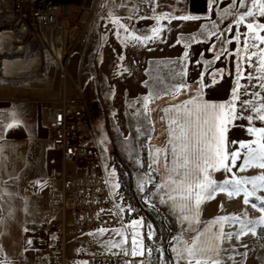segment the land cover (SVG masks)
<instances>
[{
    "label": "rangeland",
    "instance_id": "374dc122",
    "mask_svg": "<svg viewBox=\"0 0 264 264\" xmlns=\"http://www.w3.org/2000/svg\"><path fill=\"white\" fill-rule=\"evenodd\" d=\"M103 2L104 0H100L99 5L101 3L102 6ZM221 2L226 7L230 6L231 8H236L237 11L241 8L242 13L249 10V6L251 4V0H243L245 7L242 8L239 6L240 0H221ZM87 3L88 7H90V0L87 1ZM213 3L214 1L211 0L212 6ZM212 11L213 10L211 9V12ZM91 16L92 15L88 14L83 18V20L87 21ZM248 19L249 18H246L244 22H248ZM216 28L217 27H215V29ZM209 31L212 32L213 28ZM66 37L69 38L70 36ZM63 51V55L65 56L63 57V65L66 67L69 62L67 61V58L68 60L70 59L69 56L71 55L72 49L71 47L65 45ZM73 57L74 56L72 55V58ZM96 58L94 61H96ZM83 64L85 68V61ZM202 67V72H189V67L184 62L155 65L153 66V73L149 74V82L146 84L148 92L146 93V96L131 97L126 91L123 93V96L118 99L117 88L112 85L110 86V82L103 80L101 74L98 72L97 64H93L92 60H90L87 66V69L89 68V72L86 75H84L83 72V80L91 78L94 82L95 97L92 102H96L100 107V110L97 111L95 115L94 121V131L99 147L100 159L103 164L104 171L109 178L114 195L117 188L112 187V185L118 182V177L116 172L115 175L112 174V165H114L115 161L118 160L119 162L116 163H121L124 170L127 171L128 176L133 181L134 186L132 191L135 198L142 205L140 207L144 208V210L148 212V219L155 232L154 243L157 246H161L163 244V241L167 237L164 229H167L168 232L171 233L173 243L170 246V255L173 260V264L175 261H179V264H185L183 260H180L176 251L173 249L182 247L183 241H188L189 244H191L192 240L196 236L200 235V233H203V235L200 236L202 244L211 241L214 249L219 250L218 255L215 250L208 253V255L213 258H219L221 260V264H264V235H261L262 229L257 228L255 235L249 233L240 239H237L235 235H233V238L230 241L224 240L223 242H218L215 239V236L218 234L219 225H213L212 221L218 217L237 215L243 218V213L245 211L250 219H258L260 215H264V213H260L257 209H253L250 204L245 205L243 203V195L240 197L229 198L226 193H218L215 198L203 202L199 206L198 211L196 209L189 211L187 215L190 217V220L182 222L178 209L175 214L171 211V201L167 204H161L158 198L153 197L150 204L155 205V211L151 206L145 205L144 197L148 195L150 191L153 193L156 192L155 187L148 185L143 193L139 190L142 176L145 180L148 179V175L154 176L159 183L162 184L164 183L163 178L168 175L163 153L159 156V162H154V157L156 156L155 149L159 148L164 150L169 147L168 141L170 139V132L168 131L167 135L165 123L168 125L169 129L170 119L175 116L177 106L185 104L190 99L197 98L201 102L216 104L209 94L213 91L215 83L218 82L219 74L215 77L210 74L214 69L212 64L206 65L204 63L202 64ZM84 68L83 71H85ZM182 71H185L187 74L179 75ZM67 81L62 82L59 77H56V75L53 74L50 84L34 85L31 89H11V91L15 92L24 91L22 94L24 98H27L26 100L29 101L31 114H38L39 111L41 127L45 130L49 140V116L51 112L58 107L61 100L67 99ZM207 81L209 84L208 91L205 84ZM210 81L211 83H209ZM236 83L235 79L232 92L236 88ZM181 84H184L187 87L177 91V88H179V85ZM76 90L77 84L75 91ZM239 92H241V89ZM146 98L148 100L147 109L144 108L143 104V101ZM152 99L153 101H157V104L154 106L151 102H149ZM231 100L232 93L228 100L217 104L227 105ZM165 104L168 105L165 106ZM237 108L239 110L238 101ZM166 109H172L173 111L166 113ZM138 113L140 114L138 115ZM247 114L249 113H245V115ZM253 116L255 117L254 113ZM152 118L153 121H151ZM249 126L264 127V122L254 118L252 124L249 125V122L246 120H235L233 124L229 126V131L227 133L228 141H254L256 137L246 130ZM154 141H159L160 143L156 142L158 144L156 145ZM41 144L42 143L39 144L40 148H42ZM237 147L238 145L230 143L229 151H231L232 148ZM150 149L152 152L149 151ZM241 152V159L236 162V167L233 168V172L237 173L239 176L246 177H253L264 173V170L256 167H250L244 172H239V167L242 165L243 160L246 159V157L243 156V150H241ZM146 154L149 155L148 163L152 155L154 170L152 168L148 171L143 169L145 159H147ZM141 165H143V167H141ZM211 175L217 182H222L226 178L230 177V174L223 170L212 172ZM40 186L41 185H39V188ZM165 192H168L173 196H177V204L182 203L177 193L172 192L170 188L161 191L160 195H164ZM28 195L30 210L28 221L24 227L26 242L29 245V248L34 251L35 258L39 260V263L37 262V264H52L49 260V255H47L39 246L42 236L45 233V229L49 226L47 223L49 216L47 213L46 199L42 196H35L33 192ZM256 195L264 198V192H257ZM165 199L167 200L168 197L165 196ZM250 200L256 199L255 197H252ZM159 212L164 214L162 223H160L157 215ZM1 217L2 212L0 211V218ZM132 231L139 232V226L128 230L126 234L130 236ZM224 231H232L235 233L238 231V228H229L227 223H225ZM106 235L111 236L104 241L105 243L109 240L118 241L120 239V237L116 236L112 232H107L103 236ZM100 237L101 236H97L95 234L87 237L74 236L71 234L68 235V254L71 257H77L85 254L97 255L101 253L111 254V252L120 253V249H105L103 244L99 243ZM137 239L142 240V237L138 236ZM29 241H31V243H29ZM245 245L247 247H245ZM245 253H247V255H245ZM117 255L124 256L123 254ZM229 257H234V259H229ZM150 260H158L162 264H168L165 249H154ZM19 264L23 263L20 262Z\"/></svg>",
    "mask_w": 264,
    "mask_h": 264
},
{
    "label": "crops",
    "instance_id": "0c3cea01",
    "mask_svg": "<svg viewBox=\"0 0 264 264\" xmlns=\"http://www.w3.org/2000/svg\"><path fill=\"white\" fill-rule=\"evenodd\" d=\"M156 1L159 15L168 14V18L163 19L161 23L137 19L130 0H104L101 6L103 9L102 16L98 19L93 30L89 46L83 49L82 46L77 45L76 41L71 47L70 59L67 58L69 61L67 64L69 79L66 83L67 99L83 96L88 101H94V82L91 78L83 80V72L84 75L89 72L87 66L90 60L93 64H97L98 72L103 80L110 82V86L117 88L118 99L126 91L131 97L146 96L148 93L146 84L149 82V74L153 73V66L180 62L188 65L189 72H202V64L204 63L206 65L212 64L214 66L213 72L224 69L223 75L218 76V82L215 83L213 91L209 94L216 104L225 102L231 96L237 61L241 63L243 68L241 92L238 94L240 98H251L244 96V87H248L249 93L259 90L264 95V89L258 87L260 84L258 79L252 81L246 79L251 69L247 66V60L243 58L244 54L236 55V51L244 47L243 41L246 37L242 35L239 44L227 43L232 35L247 32L246 25L248 22L264 23V17L259 15L254 18L250 17L248 22L237 27L235 19L238 18V14H242L241 8L237 11L236 8L226 7L221 0L213 3L212 6L211 0H208L207 16H197L198 19L196 20L183 21L171 19V17L193 16L190 14V0ZM249 8L251 9V4ZM226 12L230 14L226 15ZM115 19H119L130 31L134 30L137 35L149 33L152 27H161L164 29L162 32L164 40H158L147 45H126L122 38L114 35L117 25L110 23V20ZM169 19H171L170 23ZM214 25H216V29ZM211 28L217 33L216 36L208 35ZM227 28H232V33H228ZM120 31L122 32V30ZM220 33H224V35H220ZM75 34L78 36V32ZM260 34L264 35V32H260ZM190 37H196L202 42L195 43L190 40ZM178 40L183 42L176 43ZM251 42L249 38V43ZM187 43H191L190 48L184 46ZM257 44L264 48V44H259L258 41ZM222 49L226 51H222ZM185 51L189 53L187 61L183 57ZM217 55L220 57L219 60L216 59ZM95 58L96 61H94ZM253 63L258 64L257 58H253ZM254 75L258 76L259 73H254ZM76 84L77 90L75 91ZM205 84L208 91V81ZM249 85H256L257 87H250ZM22 92L24 91L15 92L0 89V211L2 212L0 218V254L2 259L4 258L5 264L39 263V260L35 258L34 251L29 248L24 233L30 210L28 194L41 185L40 188L43 189L39 195L35 196H42L47 199L46 187L44 186L51 181L53 173L63 169L61 153L55 150L45 130L42 129L39 111L38 114H31L29 101L24 98ZM149 102L153 106L157 104V101H153V99ZM13 111L18 114L20 124L16 127L7 128L6 125L13 120ZM165 128L168 135L169 129L166 123ZM156 142L160 143L154 141L156 145H158ZM40 143H42V148H40ZM149 151L152 152L151 149ZM149 164L152 165L153 169L152 155ZM37 181L41 183H37ZM110 236H101L99 240L107 239Z\"/></svg>",
    "mask_w": 264,
    "mask_h": 264
},
{
    "label": "snow or ice",
    "instance_id": "6c2138e0",
    "mask_svg": "<svg viewBox=\"0 0 264 264\" xmlns=\"http://www.w3.org/2000/svg\"><path fill=\"white\" fill-rule=\"evenodd\" d=\"M218 0H214L217 3ZM240 7H245L243 0H240ZM226 15L230 13H225ZM257 15L264 17V0H251V9L243 12L235 19V25L237 27L243 25L246 18H254ZM168 18V14L165 13L161 17L155 18L157 23L161 19ZM171 19H178L183 21L196 20L197 16L180 15L171 17ZM169 19V23L171 22ZM110 23L117 25V29L114 31V35L118 38H122L127 44H145L154 43L156 41L164 40L162 32L164 29L161 27H152L149 33L137 35L135 31H130L129 28L121 23L119 19L110 20ZM216 27V25H214ZM247 32L237 33L231 36L227 40L228 44L235 42L239 44L241 42L242 35L246 37L243 41L244 47L236 51V55L240 56L244 54V59L248 62V67L251 71L248 72L246 79L252 81L258 79L260 84L258 87L264 89V48L258 46L264 44V35L260 32H264V23H255L254 21L248 22L246 25ZM122 30V32L120 31ZM228 33H232V28H227ZM209 36H216L215 31L209 32ZM224 35V33H220ZM249 38L251 43H249ZM190 40L195 43H201L202 41L196 39V37H190ZM183 41H177L176 43H182ZM186 48L191 47V43L184 45ZM222 51H226L222 49ZM189 53L185 51L183 57L185 61ZM257 58L258 64L253 63V58ZM219 60V55L216 56ZM198 62V61H197ZM211 63V61H209ZM235 79L236 88L232 92V100L227 104H214L208 102H201L197 99H190L185 104L179 105L176 108L175 116L170 119L169 132L170 139L168 141L169 147L167 149H155L156 156L154 162H159V156L163 153L165 160V167L168 175L163 178L164 183H159L156 177L148 175V179L141 177V183L139 185L140 192H144L146 186L152 185L155 187L156 192H149L144 197V203L146 206H151L155 211V205L150 204L153 197L159 199L161 204H167L171 201V211L175 214L178 212L181 215L182 222L189 221L190 217L187 215L192 209L198 211L199 206L206 201H209L218 193H226L229 198L240 197L243 195V203L245 205H251L253 209H257L260 213H264V198L257 196V192H264V173L253 176H239L233 172V168L236 167V162L241 159L243 150V156L246 159L243 160L242 165L239 167V172H244L250 167H256L264 170V127H247V132L256 137L254 141L243 142L233 140L228 141L227 133L229 126L237 119L246 120L249 125L252 124L254 118L264 122V95L261 91H252L249 93L248 87L243 88L244 96H250L251 98L241 99L238 92L241 89V78L243 75V68L239 61L235 64ZM259 73L258 76L254 73ZM224 69H218L216 72L210 73L213 77L217 74L223 75ZM185 71L179 73V75H186ZM211 83V81L209 82ZM250 87H257L256 85H249ZM187 87L184 84L179 85L177 91ZM158 95V94H157ZM237 101L239 102V110L237 108ZM144 108H148L147 98L143 101ZM172 109H166L165 112H171ZM245 113H249L245 115ZM255 114V117L253 116ZM140 113H138L139 115ZM13 120L6 125L7 128L19 126V116L13 111ZM147 118V117H146ZM238 145L237 148H232L229 151V144ZM255 145V146H253ZM143 167V165H141ZM148 168L151 169L152 165L149 164ZM154 170V169H153ZM225 171L230 174L229 178H226L222 182H217L212 178V172ZM116 170H112V174L115 175ZM37 183H41L37 181ZM251 186V187H249ZM114 188H120V184L117 182L112 185ZM171 189L172 192L177 193L182 203L177 204V196H173L168 192L164 195H160V192L165 189ZM165 196L168 199H165ZM255 197L259 204L251 202L250 198ZM119 213L127 211L128 213H134L135 209L131 205H127V208L117 205ZM227 223L229 228L237 227L238 231L233 233L232 231L225 232L224 226ZM213 225H219L218 234L215 239L218 242L224 240L230 241L233 235L237 239L242 238L249 233L255 235L257 228L262 229L261 235H264V215H260L258 219L248 218V214L245 211L243 218L237 215L222 216L212 221ZM143 227L144 222L142 218H136L131 220L127 224V228H113L106 229L104 227L99 228L95 235L103 236L107 232L111 231L116 236L120 237L118 241L109 240L105 243L100 240L99 243L103 244L105 249H120V253L111 252L112 255L123 254L124 256L132 257H144L146 254L151 256L153 249L147 248L145 250L142 240H138L137 237L141 236V233L132 231L130 236L127 233L128 230L134 227ZM148 237L151 240L155 239V232L151 225L147 226ZM200 235L196 236L191 244L188 241H183V246L173 249L176 251L180 260H183L185 264H221L219 258H213L208 255L214 249L211 241L202 244L200 241ZM31 243V241H29ZM245 247H247L245 245ZM247 255V253H245ZM234 259V257H229ZM87 264V262H85ZM131 264V262H128ZM143 264V261H141ZM174 264H179V261H175Z\"/></svg>",
    "mask_w": 264,
    "mask_h": 264
},
{
    "label": "built area",
    "instance_id": "2783aa9c",
    "mask_svg": "<svg viewBox=\"0 0 264 264\" xmlns=\"http://www.w3.org/2000/svg\"><path fill=\"white\" fill-rule=\"evenodd\" d=\"M0 0V89H26L15 87L11 80L20 57V48L27 46L34 32H45L50 45L60 50V69H50L47 84L53 74L62 82L68 79L67 66L63 65V38L78 32L77 45L86 49L95 25L102 16L100 0ZM135 16L141 20L156 22L161 17L156 0H131ZM92 15L87 21L83 18ZM163 22V19L159 23ZM34 45V44H33ZM44 47L46 41L41 42ZM42 50L39 44L34 45ZM19 51V52H18ZM54 54V53H53ZM41 54L40 60L42 61ZM36 85V84H35ZM34 86V85H33ZM99 104L88 101L83 96L64 99L49 116L50 141L62 156L63 169L55 172L46 187L49 226L40 241V248L49 255L52 264H162L151 261V256H120L112 254H85L71 257L68 254V235L87 237L104 227L106 229L127 228L136 218H142L144 226H139L142 242L147 248H170L172 239L157 246L148 237V212L144 208L130 213L119 209L113 190L100 159L95 137L94 121ZM43 188L33 193L39 195ZM152 226V225H151ZM111 232V231H109ZM103 241L106 238L102 239ZM153 253V252H152ZM0 264L4 260L0 254Z\"/></svg>",
    "mask_w": 264,
    "mask_h": 264
},
{
    "label": "bare ground",
    "instance_id": "6f19581e",
    "mask_svg": "<svg viewBox=\"0 0 264 264\" xmlns=\"http://www.w3.org/2000/svg\"><path fill=\"white\" fill-rule=\"evenodd\" d=\"M27 46L20 48V57L18 58L17 67L11 75V80H7L9 84L18 87L31 89L33 85H47L50 69H60V50L55 44L50 45L45 32H34L31 34ZM46 41L47 45L44 47L41 42ZM39 44L42 50H37L34 45ZM19 52V51H18ZM54 53V54H53ZM41 54L43 60H40Z\"/></svg>",
    "mask_w": 264,
    "mask_h": 264
},
{
    "label": "trees",
    "instance_id": "16d2710c",
    "mask_svg": "<svg viewBox=\"0 0 264 264\" xmlns=\"http://www.w3.org/2000/svg\"><path fill=\"white\" fill-rule=\"evenodd\" d=\"M68 36V35H67ZM78 39V36L75 34L73 35V37H69L67 38L66 36H64L63 38V50H64V46L67 45L69 47H72L75 42L77 41ZM64 52V51H63ZM63 57H65L63 55ZM66 59V58H65ZM168 104H165V106H167ZM149 155L146 154V158L145 159V162H144V167L143 169L146 171L150 170V169H147L148 168V158ZM116 162H119L118 160L115 161L114 165H112V168L116 170V174H117V177H118V183L120 184V188L117 189V191L115 192V200L116 202L121 206V207H124L125 209L127 208V205H131L134 209H135V212L140 209L142 206L140 204V202L135 198L134 194H133V181L132 179L128 176V173L126 170H124V167H122L123 165H121V163L117 164ZM251 202H254V203H257L259 204L258 201L256 200H251ZM127 213V216H128V219H130L129 215L130 213ZM158 217H159V221L160 223H162V220L164 218V214H162L161 212H159L158 214ZM165 231V234H166V238L167 239H172V235L171 233L168 232V230L164 229ZM171 248V247H170ZM170 248H166L165 250V253H166V258H167V263L168 264H173V261H172V258H171V255H170ZM156 262H159L158 260H156Z\"/></svg>",
    "mask_w": 264,
    "mask_h": 264
},
{
    "label": "water",
    "instance_id": "95a60500",
    "mask_svg": "<svg viewBox=\"0 0 264 264\" xmlns=\"http://www.w3.org/2000/svg\"><path fill=\"white\" fill-rule=\"evenodd\" d=\"M190 14L193 16H207L208 0H190Z\"/></svg>",
    "mask_w": 264,
    "mask_h": 264
}]
</instances>
